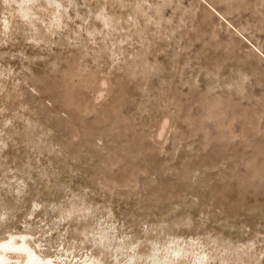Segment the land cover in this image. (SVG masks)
<instances>
[{
	"label": "rangeland",
	"instance_id": "obj_1",
	"mask_svg": "<svg viewBox=\"0 0 264 264\" xmlns=\"http://www.w3.org/2000/svg\"><path fill=\"white\" fill-rule=\"evenodd\" d=\"M14 232L55 264H264V0H0Z\"/></svg>",
	"mask_w": 264,
	"mask_h": 264
},
{
	"label": "bare ground",
	"instance_id": "obj_2",
	"mask_svg": "<svg viewBox=\"0 0 264 264\" xmlns=\"http://www.w3.org/2000/svg\"><path fill=\"white\" fill-rule=\"evenodd\" d=\"M26 8L23 9V11L26 12ZM164 253L166 254L167 252H164ZM181 253H182V251H181ZM88 258H90V257L88 256ZM178 258H180V256ZM184 260H185V258H184ZM204 260H205V258H204ZM174 261H176V260H174ZM0 264H55V261L52 260V257H50V256L40 257L38 255L37 251L32 246L29 245L27 237L24 233H22V232L21 233H17V232L15 233L14 232V233H10L6 238L0 239Z\"/></svg>",
	"mask_w": 264,
	"mask_h": 264
}]
</instances>
